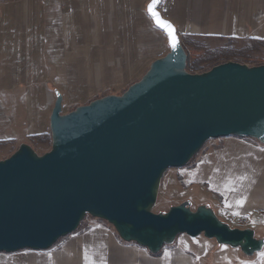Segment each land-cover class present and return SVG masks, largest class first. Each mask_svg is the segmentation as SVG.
<instances>
[{
  "label": "water",
  "instance_id": "1",
  "mask_svg": "<svg viewBox=\"0 0 264 264\" xmlns=\"http://www.w3.org/2000/svg\"><path fill=\"white\" fill-rule=\"evenodd\" d=\"M160 2L150 12L149 0L146 12L168 52L121 94L67 113L54 90L50 149L38 154L23 142L0 159V252L49 249L86 216L152 254L181 234L202 235L246 257L263 251L264 236L222 221L208 204L192 209L184 200L152 211L164 173L184 167L207 141L237 136L264 145V63L230 60L187 71L177 28L159 11ZM157 17L171 24V36Z\"/></svg>",
  "mask_w": 264,
  "mask_h": 264
},
{
  "label": "crops",
  "instance_id": "2",
  "mask_svg": "<svg viewBox=\"0 0 264 264\" xmlns=\"http://www.w3.org/2000/svg\"><path fill=\"white\" fill-rule=\"evenodd\" d=\"M0 1L21 8L7 18L12 49L17 55L35 56V68L44 72L47 118L54 90L63 98L67 90H76L81 104L119 94L133 82L132 72L144 74L167 45L164 33L147 15L149 0ZM159 11L174 23L180 38L264 44V0H161ZM31 127L34 131L28 136L46 133L35 131L34 121ZM187 186V198L196 206L208 204L225 222L244 214L248 222L234 227L252 228L264 236V145L257 140L237 136L211 140L187 169ZM81 226L51 248L40 250L46 253V264H264L259 256L264 248L246 258L238 248L202 235L181 234L152 254L134 242L122 241L103 220L90 217Z\"/></svg>",
  "mask_w": 264,
  "mask_h": 264
},
{
  "label": "rangeland",
  "instance_id": "3",
  "mask_svg": "<svg viewBox=\"0 0 264 264\" xmlns=\"http://www.w3.org/2000/svg\"><path fill=\"white\" fill-rule=\"evenodd\" d=\"M20 10L21 8L14 6H5L0 1V143L7 140L13 141L11 143L0 144V159L10 156L20 143H28L29 136L27 133L34 131V129H31L32 121H34V127H36L35 131H49V120L47 118L48 108L46 109V101L44 100V98H46L44 92L47 90L42 83L44 72L35 68V63L37 62L35 56L17 55L14 53V49H12L11 23L7 18L18 14ZM196 42L210 49L222 47L238 49L245 43L240 40L234 41L228 39H202ZM166 52H168L167 45L164 46L161 56ZM32 62H34V65H32ZM142 73V71L132 72L130 82H133H131V84L139 80L143 75ZM126 89L127 87H125L122 92ZM82 91L83 89L81 92ZM76 94V90H67L62 100V113H67L76 106L83 105L81 102L76 101ZM32 117H34L35 120L33 119L31 121ZM29 119L30 121H26ZM24 121L27 122V125L23 123ZM35 121H39V124ZM25 128L26 131L24 130ZM210 142L211 140L207 141L195 157L184 167L170 168L164 173L161 178L157 200L152 211H167L170 206L176 205L184 200H190L192 209H195L196 205L193 203L192 198H187L188 195L190 196L187 186V169L194 163L199 154L209 146ZM49 145L50 139L47 137L46 146L35 151L38 154H42L40 151L46 148L50 149L51 146ZM10 151H12V153ZM89 218L90 216H87L83 220L82 225L85 224ZM230 225L234 227L238 224L235 222ZM255 235L256 237H262L258 234ZM246 258H252V256ZM0 264H46V253L45 251H34L25 248L24 250L11 254L0 252Z\"/></svg>",
  "mask_w": 264,
  "mask_h": 264
},
{
  "label": "trees",
  "instance_id": "4",
  "mask_svg": "<svg viewBox=\"0 0 264 264\" xmlns=\"http://www.w3.org/2000/svg\"><path fill=\"white\" fill-rule=\"evenodd\" d=\"M180 39L182 42V46L187 54L186 69L191 73L203 72L209 70L214 65L230 60L256 66L258 64L264 63V44L254 40L245 42L246 44L244 43V45L238 49H234L232 47L210 49L203 44H197L196 41L202 40L203 38H193L190 36H186ZM228 40L237 41V39L233 38ZM48 132L29 136L28 143L33 146L34 150L37 151L40 148H44L46 146V138L49 137L51 145V135L50 132ZM9 142L11 143L13 141L7 140L1 142L0 144ZM48 150L49 148H46L40 152L44 153ZM10 152L12 153V151ZM195 155L193 157H195ZM82 222L80 223L78 230L81 227Z\"/></svg>",
  "mask_w": 264,
  "mask_h": 264
},
{
  "label": "snow or ice",
  "instance_id": "5",
  "mask_svg": "<svg viewBox=\"0 0 264 264\" xmlns=\"http://www.w3.org/2000/svg\"><path fill=\"white\" fill-rule=\"evenodd\" d=\"M155 2H156V0H153V3L152 4H149L148 8H149V11L150 12L152 11V7H153V4ZM152 14L155 16V13H152ZM157 24L159 26H161V27L167 28L168 29V32H169V36L172 35V26H171V24L169 22L163 21V20H161V19H159L157 17ZM173 46H175L174 43H173ZM243 202H244L243 200L237 201L238 204H243ZM165 255H167V252L165 253ZM259 256H260L261 261H264V252H261L259 254ZM242 264H255V261H244V262H242Z\"/></svg>",
  "mask_w": 264,
  "mask_h": 264
},
{
  "label": "built area",
  "instance_id": "6",
  "mask_svg": "<svg viewBox=\"0 0 264 264\" xmlns=\"http://www.w3.org/2000/svg\"><path fill=\"white\" fill-rule=\"evenodd\" d=\"M237 223L240 225H245L248 222V217L244 214H240V215H232L229 219L228 222L229 224L231 223Z\"/></svg>",
  "mask_w": 264,
  "mask_h": 264
}]
</instances>
